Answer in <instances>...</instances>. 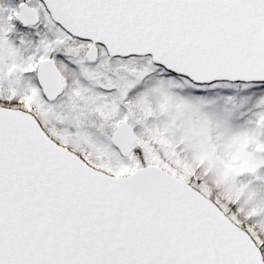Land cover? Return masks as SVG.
Returning a JSON list of instances; mask_svg holds the SVG:
<instances>
[{
  "label": "snow or ice",
  "instance_id": "snow-or-ice-1",
  "mask_svg": "<svg viewBox=\"0 0 264 264\" xmlns=\"http://www.w3.org/2000/svg\"><path fill=\"white\" fill-rule=\"evenodd\" d=\"M0 264H264V0H0Z\"/></svg>",
  "mask_w": 264,
  "mask_h": 264
}]
</instances>
